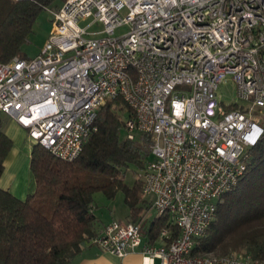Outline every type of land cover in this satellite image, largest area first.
<instances>
[{
  "label": "built area",
  "instance_id": "1",
  "mask_svg": "<svg viewBox=\"0 0 264 264\" xmlns=\"http://www.w3.org/2000/svg\"><path fill=\"white\" fill-rule=\"evenodd\" d=\"M49 10L40 53L0 63V113L72 161L97 128L99 106L121 96L134 112L127 136L152 138L143 195L180 229L170 243L168 229L151 243L140 222L112 220L91 242L152 264H258L193 250L264 133V0H65ZM83 18L102 27L89 31ZM229 75L242 102L233 109L218 92Z\"/></svg>",
  "mask_w": 264,
  "mask_h": 264
},
{
  "label": "trees",
  "instance_id": "2",
  "mask_svg": "<svg viewBox=\"0 0 264 264\" xmlns=\"http://www.w3.org/2000/svg\"><path fill=\"white\" fill-rule=\"evenodd\" d=\"M64 1L0 0V63L28 57L23 46L39 14ZM236 107L233 103L228 108ZM133 115L121 96L107 98L97 110L96 130L72 161L34 142L30 168L35 191L22 199L0 185V264H72L101 232L93 210L97 191L114 197L123 190L130 209L125 222L142 224L151 205L143 195L140 174L153 157L152 138L141 131L133 139L127 136L126 119ZM12 147L13 139L3 129L0 115V178ZM248 153L245 173L218 200L214 219L196 239L193 254L243 251L264 264V133ZM128 171L135 176L132 185L126 182ZM163 229L169 230L168 243L180 234L169 214L142 224L144 238L151 243L159 240Z\"/></svg>",
  "mask_w": 264,
  "mask_h": 264
},
{
  "label": "rangeland",
  "instance_id": "3",
  "mask_svg": "<svg viewBox=\"0 0 264 264\" xmlns=\"http://www.w3.org/2000/svg\"><path fill=\"white\" fill-rule=\"evenodd\" d=\"M49 9L50 8H46L43 11H41L34 25L33 33L29 36L27 42L23 46V50L28 57L37 56L50 36V32L52 29V13ZM90 22H91V18H83L79 21V24L82 26H88L89 31H94L102 27V24L100 22L93 24H90ZM127 29H128L127 25L121 26L117 29V33L125 32ZM218 92L220 95V100L223 102L224 105H230L236 102L242 104V102L238 99L237 85L234 79L232 78V76L229 75L227 81L220 84ZM1 117H2L3 129L9 134L11 133L12 135L13 132L10 130V122H11L10 117L4 113H1ZM27 134H28V130L27 133H25L26 140L22 141L21 145L26 144L25 145L26 147H30V145L33 146L34 141L30 137H28ZM28 151L29 149L27 150V152ZM28 162L30 164V158ZM30 169L31 168L29 167V170ZM5 172L7 176L8 174L7 168ZM19 177L21 180L25 178V167H22L20 169ZM134 179L135 176L133 175V173L131 171H128L126 174V182L129 185H132L134 183ZM153 199L154 198L151 195L146 196V200H147L146 202L149 205H151ZM93 210L95 214L99 217L100 222L102 223L110 222L112 220L126 221L130 211L129 206L125 201V192L123 190H120L114 197H107L103 192L97 191L94 194ZM156 216H158V213L151 206L148 214L143 219L142 224L144 226H147L148 223L151 220H153ZM210 253L222 254V252L220 251H212ZM232 253H236L241 256L249 255V254H245L243 251L241 252L234 251ZM232 253H227V254H232Z\"/></svg>",
  "mask_w": 264,
  "mask_h": 264
},
{
  "label": "crops",
  "instance_id": "4",
  "mask_svg": "<svg viewBox=\"0 0 264 264\" xmlns=\"http://www.w3.org/2000/svg\"><path fill=\"white\" fill-rule=\"evenodd\" d=\"M10 119V130L13 133L11 135V133L5 132L13 139V147L5 160L4 171L0 178V185L9 189L17 197L25 199L28 194L34 192L36 189L35 176L31 169L29 170L30 164L28 162L32 146L26 147V144L21 145V142L26 140L25 133H27V129L20 126L13 118L10 117ZM27 136L30 137L29 134H27ZM27 148L29 149L28 152ZM22 167H25V178L21 180L19 171ZM6 168L8 169L7 176L5 174ZM144 197L146 198V196ZM108 223L109 222H100L99 231H102ZM156 243H160V239ZM154 263L159 264V260L156 259ZM72 264H152V261L148 258H144L138 251L132 252L125 257H119L104 251L95 243H88L85 245L83 251L73 260Z\"/></svg>",
  "mask_w": 264,
  "mask_h": 264
}]
</instances>
